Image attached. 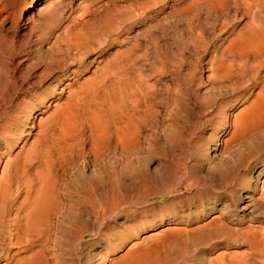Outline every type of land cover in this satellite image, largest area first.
Listing matches in <instances>:
<instances>
[{
  "label": "bare ground",
  "instance_id": "6f19581e",
  "mask_svg": "<svg viewBox=\"0 0 264 264\" xmlns=\"http://www.w3.org/2000/svg\"><path fill=\"white\" fill-rule=\"evenodd\" d=\"M2 40L0 34V49ZM263 44V38L236 39L228 47L234 59H211L209 85L166 101L171 118L160 116L163 96L115 57L83 81L75 73L51 79L52 94L38 99L45 102L40 110L54 107L37 121L32 112L39 110L29 107L30 127L19 129L24 136L1 137L0 264H263L257 211L264 205V165L251 191L241 193L230 180L247 144L264 143V84L238 104L246 91L233 95L223 83L240 77ZM216 115L209 135L199 134ZM12 140L17 149H9ZM182 183L196 188L193 196L206 184L224 186V196L204 194L192 208L191 198L182 202ZM68 186L78 195L67 193ZM148 197L155 200L145 203ZM132 203H141L140 210L130 211Z\"/></svg>",
  "mask_w": 264,
  "mask_h": 264
},
{
  "label": "rangeland",
  "instance_id": "374dc122",
  "mask_svg": "<svg viewBox=\"0 0 264 264\" xmlns=\"http://www.w3.org/2000/svg\"><path fill=\"white\" fill-rule=\"evenodd\" d=\"M29 1L0 2L6 9L0 12V148L5 133L24 136L19 129L30 127L31 114L27 117L26 113L29 107L39 110L32 112L37 116L34 121L54 107L40 110L52 94L49 81L58 76L62 80L68 73H75L83 81L103 67L109 68L115 57L120 67L133 69L139 81L152 85L155 93L163 96L158 106L160 116L171 118L175 113L166 107V101L209 85L205 71L211 59H234L228 47L236 39L264 40V0H223L218 4L203 0H33V7L25 10ZM226 78L223 83L234 89L233 95L246 91L238 104L252 98L264 84V47L261 56L247 62L240 77ZM42 95L46 97L44 103L38 99ZM219 118L211 117L198 133L207 137ZM222 126L220 122L216 129L221 131ZM27 138L31 141L32 135ZM15 140L9 149L18 148ZM247 146L250 151L230 180L241 193L253 189L256 174L264 165V143ZM96 162L102 165V161ZM104 166L108 168L106 162ZM239 179L242 181L237 183ZM179 187L180 192L185 190L182 202L187 204L191 198L192 208L199 199L208 198L204 194L218 191L224 196L225 189L221 186L214 190L206 184L203 194L193 196L195 187L186 189L183 183ZM66 192L78 195L69 186ZM154 200L148 197L145 203ZM141 205L132 203L129 209L137 212ZM257 215L264 222V205ZM87 239L100 245L96 235Z\"/></svg>",
  "mask_w": 264,
  "mask_h": 264
}]
</instances>
